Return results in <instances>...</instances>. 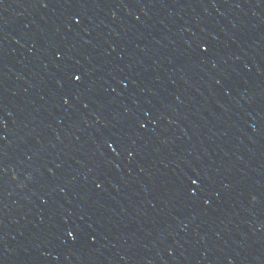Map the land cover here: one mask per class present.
<instances>
[{"label":"water","instance_id":"water-1","mask_svg":"<svg viewBox=\"0 0 264 264\" xmlns=\"http://www.w3.org/2000/svg\"><path fill=\"white\" fill-rule=\"evenodd\" d=\"M0 264H264V0H0Z\"/></svg>","mask_w":264,"mask_h":264},{"label":"snow or ice","instance_id":"snow-or-ice-1","mask_svg":"<svg viewBox=\"0 0 264 264\" xmlns=\"http://www.w3.org/2000/svg\"><path fill=\"white\" fill-rule=\"evenodd\" d=\"M75 80H76L77 82H79V81L81 80V76H79V75H75ZM192 183L195 184V183H196V180H192ZM70 235H71V233H70Z\"/></svg>","mask_w":264,"mask_h":264}]
</instances>
